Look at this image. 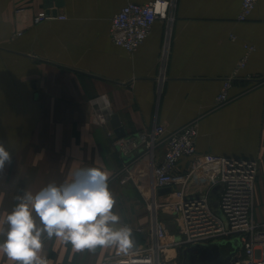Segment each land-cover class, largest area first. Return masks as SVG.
<instances>
[{"label": "crops", "instance_id": "obj_1", "mask_svg": "<svg viewBox=\"0 0 264 264\" xmlns=\"http://www.w3.org/2000/svg\"><path fill=\"white\" fill-rule=\"evenodd\" d=\"M149 1L64 0L57 8L64 19L36 23L44 0H0V143L11 154V163L0 170V222L25 192L59 186L76 170L96 167L109 173L113 211L120 217L115 227L129 226L135 246L152 237L147 203L167 196L157 192L153 170L164 139L154 158L143 150L125 161L114 146L118 136L111 120H94L105 100L127 136L156 124L168 134L194 121L199 152L255 159V216L264 221V0H256L245 20L238 18L243 0H176L172 22L157 20L137 49L114 43V15L129 2ZM230 78L228 100L218 105ZM188 167L183 159L178 172ZM208 179L197 176L187 193L204 192ZM160 216L170 226V215ZM42 241L48 264L93 263L121 254L115 247L75 252L46 234ZM0 264L12 262L0 254Z\"/></svg>", "mask_w": 264, "mask_h": 264}, {"label": "built area", "instance_id": "obj_2", "mask_svg": "<svg viewBox=\"0 0 264 264\" xmlns=\"http://www.w3.org/2000/svg\"><path fill=\"white\" fill-rule=\"evenodd\" d=\"M255 5L256 0H243L238 18L247 19ZM175 7L176 0L127 3L112 18V40L134 51L148 37L157 20L162 19L168 24L172 22ZM54 17L65 18L43 8L36 13L34 22ZM168 50L169 43H166L163 65L168 58ZM245 59L239 62V66ZM164 79V74L158 76L159 85L162 86ZM231 84L232 78L225 81L216 99L218 105L227 102ZM113 113L105 100L104 105L96 107L94 120L100 125L108 124ZM197 135V124L193 121L168 134L163 124H156L149 132L116 137L114 146L122 156L145 150L152 158L164 139V152L153 169L155 188L171 187L172 192L165 194V199L154 197L148 201L147 206L152 212V237L146 243L135 246L127 255L105 257L98 262L84 264H183L180 252L184 246L224 239L238 242V250L236 247L225 264H264V221L255 216L257 161L253 158L199 152ZM183 159H188L189 167L185 173H179L178 165ZM213 167H218L220 174L214 179L210 177L207 189L199 194H188L187 188L195 178L203 170ZM127 180L126 176L122 182ZM216 187L218 192L214 196ZM160 212L170 215L176 225L175 230L170 229ZM139 231L143 229L140 227Z\"/></svg>", "mask_w": 264, "mask_h": 264}, {"label": "clouds", "instance_id": "obj_3", "mask_svg": "<svg viewBox=\"0 0 264 264\" xmlns=\"http://www.w3.org/2000/svg\"><path fill=\"white\" fill-rule=\"evenodd\" d=\"M6 162L11 163V154L0 143V170ZM108 180L109 173L101 168H83L74 172L70 182L49 183L17 197L20 202L0 222V236L5 237L0 254L12 264H48L42 255L46 234L70 244L75 252L115 247L127 255L136 241L129 226L115 227L120 217L113 211L116 200Z\"/></svg>", "mask_w": 264, "mask_h": 264}, {"label": "rangeland", "instance_id": "obj_4", "mask_svg": "<svg viewBox=\"0 0 264 264\" xmlns=\"http://www.w3.org/2000/svg\"><path fill=\"white\" fill-rule=\"evenodd\" d=\"M220 174V170L218 167H213L210 170H203L201 172V176L203 177V181H207L208 176L211 177L212 179L217 178ZM209 180V179H208ZM170 223V229L175 230L176 225L174 224L172 218L169 219ZM169 225V224H168ZM218 244L216 247H210L211 245ZM210 247V248H207ZM237 247V244L235 240H231V242H228L227 239L224 240H212L208 242H203V243H193L188 246H184V248L181 250V256L183 255V252L187 249H191L192 251V259L195 260L196 258H204V257H212L213 255L215 256H220L222 260H227L232 257L233 251ZM238 250V247L236 248ZM184 257V256H183ZM79 264V263H78Z\"/></svg>", "mask_w": 264, "mask_h": 264}, {"label": "water", "instance_id": "obj_5", "mask_svg": "<svg viewBox=\"0 0 264 264\" xmlns=\"http://www.w3.org/2000/svg\"><path fill=\"white\" fill-rule=\"evenodd\" d=\"M64 3V0H44V3H43V7L46 8L49 12V10H52V13L54 15H57L58 14V10L57 8L62 6ZM111 123L115 129V132L117 134L118 137H124L127 135L126 133V130L124 128V126L122 125L121 123V120L119 118V115L117 113H113L112 117H111ZM133 154H130V155H124L123 156V159L125 161H129L133 158ZM218 189V187H216L214 190H213V194L215 193V191ZM157 192L160 194V195H165V194H168L170 192H172V189L171 187H162V188H159L157 189ZM236 244H238L237 241H235ZM218 246V244H214V245H211L210 247H216ZM207 246V248H210ZM183 264H225L227 260H222L220 256H215L213 255L212 257H204V258H196L195 260H193L191 257H192V251L191 249H187L183 252Z\"/></svg>", "mask_w": 264, "mask_h": 264}]
</instances>
